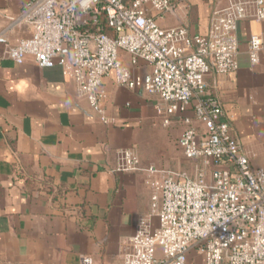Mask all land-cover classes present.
<instances>
[{
	"label": "crops",
	"instance_id": "0c3cea01",
	"mask_svg": "<svg viewBox=\"0 0 264 264\" xmlns=\"http://www.w3.org/2000/svg\"><path fill=\"white\" fill-rule=\"evenodd\" d=\"M26 1L0 0V34L12 43L30 34L17 20ZM172 1L175 13L155 16L156 23L184 26L192 36L207 33L212 12L227 0ZM235 33L238 67L210 72L206 90L219 98L251 165L264 168V50L255 64L248 54L251 34L264 44V19H241ZM120 59L134 74L150 71L143 61L134 66L126 52ZM101 89L105 120L58 65L39 67L30 55L20 64L1 60L0 264H79L84 255L94 264H122L128 238L151 209L144 168L193 173L197 161L178 145L186 124L172 116L163 125L158 108L165 104L157 95L120 86L112 73ZM186 114L201 131L192 109ZM123 148L138 156L141 170H115Z\"/></svg>",
	"mask_w": 264,
	"mask_h": 264
},
{
	"label": "built area",
	"instance_id": "2783aa9c",
	"mask_svg": "<svg viewBox=\"0 0 264 264\" xmlns=\"http://www.w3.org/2000/svg\"><path fill=\"white\" fill-rule=\"evenodd\" d=\"M177 7L172 0H27L17 20L30 34L15 43L0 34V62L20 64L30 55L39 67L58 65L103 120L101 84L112 73L118 85L160 98L163 125L172 116L186 124L178 145L197 161L194 171L144 168L151 176V209L128 238L122 264H187L191 251L202 264H264V168L251 165L231 135L219 98L206 90L210 72L227 75L238 67L237 23L263 20L264 0H227L212 12L207 33L192 36L184 26L156 23L155 16L174 14ZM262 50L260 36L251 34L252 64ZM121 52L134 66L149 64L150 71L132 73ZM141 169L132 150H118L116 171ZM79 264L94 263L84 255Z\"/></svg>",
	"mask_w": 264,
	"mask_h": 264
},
{
	"label": "rangeland",
	"instance_id": "374dc122",
	"mask_svg": "<svg viewBox=\"0 0 264 264\" xmlns=\"http://www.w3.org/2000/svg\"><path fill=\"white\" fill-rule=\"evenodd\" d=\"M187 264H196L195 256H194V251H191L188 255V260Z\"/></svg>",
	"mask_w": 264,
	"mask_h": 264
}]
</instances>
